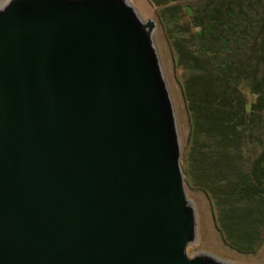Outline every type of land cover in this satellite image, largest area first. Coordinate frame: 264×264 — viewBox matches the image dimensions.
<instances>
[{
	"label": "water",
	"instance_id": "1",
	"mask_svg": "<svg viewBox=\"0 0 264 264\" xmlns=\"http://www.w3.org/2000/svg\"><path fill=\"white\" fill-rule=\"evenodd\" d=\"M156 27L132 0L0 5V264H230L187 252Z\"/></svg>",
	"mask_w": 264,
	"mask_h": 264
},
{
	"label": "trees",
	"instance_id": "2",
	"mask_svg": "<svg viewBox=\"0 0 264 264\" xmlns=\"http://www.w3.org/2000/svg\"><path fill=\"white\" fill-rule=\"evenodd\" d=\"M149 1L172 22L192 123L185 172L215 199L225 241L253 253L264 225V0Z\"/></svg>",
	"mask_w": 264,
	"mask_h": 264
},
{
	"label": "rangeland",
	"instance_id": "3",
	"mask_svg": "<svg viewBox=\"0 0 264 264\" xmlns=\"http://www.w3.org/2000/svg\"><path fill=\"white\" fill-rule=\"evenodd\" d=\"M4 1L0 0V5ZM132 2L144 20L154 19L157 24L154 40L175 108L182 143V164L186 192L197 213V235L195 242L187 248L189 256L198 252H205L230 264H264V225L261 228L260 244L255 252H241L232 247L225 241L218 225V210L215 199L210 193L197 188L185 172L187 164L184 161L189 148L192 123L183 92L181 69L177 65L171 44L170 27L172 22L160 20L161 8L155 7L149 0H132Z\"/></svg>",
	"mask_w": 264,
	"mask_h": 264
}]
</instances>
